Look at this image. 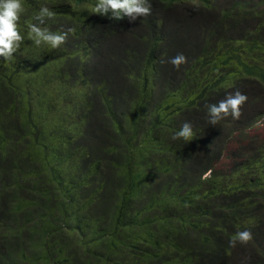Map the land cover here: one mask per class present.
Listing matches in <instances>:
<instances>
[{
  "label": "trees",
  "instance_id": "1",
  "mask_svg": "<svg viewBox=\"0 0 264 264\" xmlns=\"http://www.w3.org/2000/svg\"><path fill=\"white\" fill-rule=\"evenodd\" d=\"M96 2L24 0L0 57V264H264L260 239L228 243L264 232V0H150L134 21ZM42 4L73 29L59 49L28 38ZM236 91L239 119L209 124Z\"/></svg>",
  "mask_w": 264,
  "mask_h": 264
},
{
  "label": "clouds",
  "instance_id": "2",
  "mask_svg": "<svg viewBox=\"0 0 264 264\" xmlns=\"http://www.w3.org/2000/svg\"><path fill=\"white\" fill-rule=\"evenodd\" d=\"M187 4H192L195 0H183ZM79 3V2H78ZM50 5L42 4L39 8H35L39 11L34 17L35 23L28 25V38L36 47H47L50 49H59L65 44L68 35L73 31L69 28L66 32H53L50 31L45 24V19H51L55 13L49 8ZM151 2L150 0H97L93 11L101 16L110 15L116 19H120L123 16L125 20L128 18L136 20L137 17H147L151 14ZM25 11L24 0H0V57L3 61L13 59V53L18 52L21 44L24 41L20 29L18 27L21 16ZM98 62V59L95 61ZM170 63L174 68L179 69L182 64L187 63V58L183 54H177L174 57L169 58ZM247 101V96L239 91L234 94H229L224 100L219 101L216 104H210L207 106L209 124L215 125L219 120L231 116L232 119H239L241 115V106ZM259 118L253 126L252 134L258 135L264 139V129H260V126H264V109L261 104L258 106ZM193 129L190 123L185 122L178 131L175 132L173 139H182L184 141H191L193 137ZM228 159V152L222 157L219 162L220 169H224L227 164H223L224 159ZM247 230L237 231L230 239L229 246L235 247L237 243L246 244L252 239V235L260 239L264 244V232L260 231L253 225H249ZM263 258L264 254L258 253Z\"/></svg>",
  "mask_w": 264,
  "mask_h": 264
},
{
  "label": "rangeland",
  "instance_id": "3",
  "mask_svg": "<svg viewBox=\"0 0 264 264\" xmlns=\"http://www.w3.org/2000/svg\"><path fill=\"white\" fill-rule=\"evenodd\" d=\"M260 129H264V126H260ZM264 134V132H262ZM223 164H227L228 163V159H226L224 157L223 161H222Z\"/></svg>",
  "mask_w": 264,
  "mask_h": 264
}]
</instances>
